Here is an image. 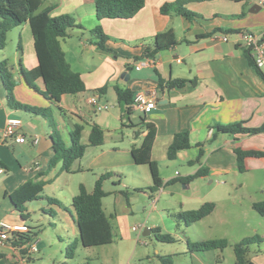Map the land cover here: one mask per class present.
Listing matches in <instances>:
<instances>
[{"label": "crops", "instance_id": "1", "mask_svg": "<svg viewBox=\"0 0 264 264\" xmlns=\"http://www.w3.org/2000/svg\"><path fill=\"white\" fill-rule=\"evenodd\" d=\"M171 1L174 0H146L133 17L99 20L96 0H44L43 7L54 6L53 16L69 13L83 26L69 30L61 44L72 69L81 74L86 90L64 94L59 102L49 100L42 93L45 89L42 78L36 80L39 88L36 90L21 71L38 64L29 23L9 31L7 43L8 40L14 42L17 49L10 58L6 44L0 50V61L8 59L10 63L17 81L16 100L48 108L66 145L70 144V131L77 124L84 126L83 143H89L95 123L104 130V142L99 146L88 145L85 154L73 162L71 171L63 170L61 161L50 167L55 152L52 126L41 115L9 106L0 78V166L6 170L0 177V223L26 225L34 233L30 242L18 246L11 240L0 242L3 255L0 264H42L44 257L49 264H70L75 255L67 258L66 248L72 241H80L73 197L82 184L92 191L97 179L105 173L110 174L103 183L107 196L111 193V183L115 187L113 191L123 196L116 197L115 202L121 209H115L110 217L122 231V241L131 246L127 255L129 263L138 258L142 264H147L145 259L150 264H163L159 255L171 254L174 264H236L233 244L247 236L242 230L250 228L249 236H252L264 228V215L253 207L255 201L264 200V189L253 192L231 180L240 172H250L253 166L264 165V157H248L246 170L240 171L234 151L236 146L264 150V132L233 134L217 128L218 124L241 121L248 127L264 124V78L249 64L242 38L244 31L264 35V0H191L188 7L200 14L193 19L174 11L162 13L161 6ZM98 24L107 35L109 50L94 43L97 36L92 30ZM161 32H172L177 44L163 49L155 57L136 59L146 48L153 47L155 36ZM19 40L22 53L18 48ZM173 78L197 81L184 87H167V82ZM160 79L163 87L159 86ZM116 86L131 89L135 94L155 92V107L144 112L133 103L129 110L128 105L118 99ZM102 87L105 89L99 91ZM94 94L104 105L100 111L88 101ZM143 116L157 128L152 156L160 164L163 184L156 191L149 188L153 185L149 165L138 164L133 157V148L140 146L148 133L142 124ZM12 118L21 123L14 136L4 137ZM182 131H189L192 146L170 159L168 148L175 134ZM18 134L25 135L26 141H17ZM36 137L38 142L34 141ZM201 148L204 154L200 162H190ZM201 167L208 168L207 175L183 181ZM39 173L43 174L38 176ZM34 178L43 179L46 182L43 194L58 199L61 204H50L45 198L29 201L23 216L10 193ZM214 179L222 186L213 193L204 184L213 183ZM123 190L129 192V200ZM131 190L150 198L147 214L139 215L140 223L152 218L151 224L147 223L145 236L156 238L151 227L156 224L161 232L176 238L173 242L150 239V246L140 240L143 232L135 230L138 232L136 241L145 246L138 257V247L128 230L131 213L124 202L126 199L128 205L134 204L137 211H144L146 206L137 198V202H131ZM260 192L263 196L258 198L256 195ZM206 201L216 203L212 213L191 225L179 221L181 211L198 208ZM46 223L56 233L48 237L47 243ZM111 224L114 233L112 221ZM59 229L63 233H57ZM188 230H192V237ZM213 238H226L230 244L224 249L189 250L188 240ZM48 248H55L54 252L50 253ZM247 256L255 264H264V241L251 245Z\"/></svg>", "mask_w": 264, "mask_h": 264}, {"label": "trees", "instance_id": "2", "mask_svg": "<svg viewBox=\"0 0 264 264\" xmlns=\"http://www.w3.org/2000/svg\"><path fill=\"white\" fill-rule=\"evenodd\" d=\"M190 1L191 0H174L165 2L161 6V12L166 14L174 11L188 19L200 16L199 13L188 7L187 4ZM43 3L44 0H0V50L6 47L9 31L28 22L33 33L38 64L32 69L22 68L21 71L28 84L36 90H39L36 85V80L42 78L45 84V89L42 93L49 100L59 102L64 94H77L86 90V84L81 74L72 69L61 44V39L69 34V30L83 26L77 23L75 18L69 13L53 16L51 12L54 6L50 5L43 7ZM145 3L146 0H96V14L99 20L103 18H130L143 8ZM92 31L97 36L94 43L101 49L109 50L106 45L107 35L102 25L98 24ZM175 44H177V39L172 32L158 33L155 36L153 47L146 48L136 59L155 57L163 49L170 48ZM18 48L20 53H22L23 48L20 40ZM245 54L249 64L264 78V71L256 64L252 55V50L249 47H246ZM0 78L7 91L9 106L21 108L36 115H41L45 117L52 126V139L55 152L50 160V167L55 166L61 161L62 169L71 171L73 162L85 154L88 145L99 146L103 144L104 130L99 124L95 123L92 125L88 144L82 142V131L84 126L82 124H77L74 129L70 131V144L66 145L60 132L56 128L55 119L48 108L29 105L16 100L14 90L17 81L10 68L8 59L0 61ZM196 81V79L173 78L167 82V87H184L189 82L196 83ZM159 86H164L162 79L159 81ZM104 89L105 87H102L99 91ZM116 92L118 99L124 101L130 110L131 105L135 101L136 94L131 89L121 88L119 86H116ZM142 124L145 125L148 133L144 137L142 144L133 148V157L136 163L149 165L153 178V185L149 188L152 191H156L163 184V178L160 174V164L152 156L157 128L153 122H147L145 116L142 117ZM217 128L221 132L233 134H257L264 132V124L259 127H248L243 121L230 124H218ZM191 146L192 143L189 131L178 132L175 134L168 148V157L170 159H175L180 150L190 148ZM234 151L237 155L240 171L246 170L245 160L248 157H264V150L243 149L236 146ZM203 154L204 151L201 148L198 156L190 162H200ZM42 174L43 173H39L38 176ZM207 174L208 168L201 167L194 174L184 177L183 181L187 182ZM109 177V173L102 174L97 179L92 191H88L86 186L82 184L78 194L73 197L76 222L80 230V242L86 247L113 242V227L103 206V199L108 194V192L104 190L103 183L104 180ZM45 184L46 182L43 179H28L10 193V197L16 208L22 212L23 216H25V204L29 201L45 198L50 204H61L58 199L43 194ZM122 192L129 200V192L127 190H123ZM215 207V202L206 201L198 208L181 211L178 215V219L186 225H191L212 213ZM253 207L261 215H264V200L255 201ZM153 230L156 238L160 241L173 242L176 240L172 234L163 233L157 227ZM13 235L14 238L11 239V241L18 246L22 243L30 242L34 233L28 229L26 231L15 232ZM263 241L264 237L256 234L246 236L234 243L233 248L236 256V264H255L248 258L247 253L251 245L261 244ZM77 242L78 241L71 242L67 246V258H71L75 255ZM229 244L226 238L202 239L196 241L188 240L189 250H204L208 248L224 249L229 246ZM1 256H3L2 253H0V257ZM159 259L163 264H174L171 254L159 255ZM87 264L90 263L87 262Z\"/></svg>", "mask_w": 264, "mask_h": 264}, {"label": "rangeland", "instance_id": "3", "mask_svg": "<svg viewBox=\"0 0 264 264\" xmlns=\"http://www.w3.org/2000/svg\"><path fill=\"white\" fill-rule=\"evenodd\" d=\"M16 49H17V47H16L15 43L8 40L6 51L8 52V54H9L8 56H10V58H12L11 56H14ZM214 180L215 181L213 183H210V184L205 183L204 184V186L207 187V189H209V188L212 189L213 193L217 191L218 187L222 186V184H219L217 182V179H214ZM231 180L237 182V184H243L246 188L251 189L253 192H255L257 190H259V191L263 190L264 189V165L263 166H253V167H251L250 172H247V173L240 172L237 177L231 178ZM208 181H209V179H208ZM109 188L111 190V193L109 194V196L104 197L103 206H104L106 214L109 216V218L111 219V221L113 222V225H114V233H113L114 242H112L110 244L86 247L79 241V242H77L76 247H75V258L72 259L70 264H87V262H89L90 264H142L138 261V258H135V260L133 262H130V263L127 261V255L129 253V251L131 250V246L127 242L122 241V239H121L122 231L117 226L116 220L113 219V217H110V214L114 213L115 209H118V211L121 209V206L115 202L116 197L117 196L123 197V196L119 192L113 191L115 189V187L112 183L110 184ZM50 189L51 188H49V190ZM256 196H258V198H260L263 195H261V192H260V194H257ZM130 198H131V202H137L136 201V198H137V200L139 199L138 201H143L145 206H146V209L144 211L143 210L137 211L134 204L128 205L126 202V199L124 202L125 203L124 207H126V209H128V211L131 213L130 214V222L128 224V230L135 239L134 245H136V247H138L137 253H136V255L138 257V255L141 254L143 247H145L141 241H147V243L150 244V246H152L150 239H153L154 241H156L155 240L156 238L154 236H152V238H150V235L145 236V235L141 234V236H139L141 241L140 242L136 241V239L138 238V232L133 230V226L139 225V224H145V226H148V224H151V222H152V218H148V221H147L148 224L147 223H140L141 219L139 218V215H141V214L146 215L147 214L146 212H147V209L149 208L148 205L150 202V198L147 195L145 196V195H142L140 193L138 194L137 192H135V190H131ZM45 226L48 228V230L44 233V236H46V237H44L46 239L45 242L47 243L48 237L51 236L52 233H54V234H56V233L53 231V228L50 227V225L48 223H46ZM261 228L259 229L260 230L259 235L264 237V228L263 227H261ZM243 230H242L243 235L249 236L252 234V231L250 228H245ZM188 231H189L190 236L192 237V230H188ZM58 232H59V234L63 233L60 229L57 230V233ZM41 236H43V233L40 234V237ZM236 238H239V237H236ZM72 242H74V241H72ZM54 249L48 248V251L50 253H52V252H54ZM144 261L147 264L151 263L147 259H145ZM42 264H49L48 260L45 257L42 260Z\"/></svg>", "mask_w": 264, "mask_h": 264}, {"label": "built area", "instance_id": "4", "mask_svg": "<svg viewBox=\"0 0 264 264\" xmlns=\"http://www.w3.org/2000/svg\"><path fill=\"white\" fill-rule=\"evenodd\" d=\"M242 38L245 47H249L252 50V55L256 61V64L259 67H264V36L257 35L251 31H244L242 33ZM89 103L98 111L104 108L96 94L91 95L88 99ZM136 105L144 112H147L155 107L156 100H155V92L147 93V92H139L135 95ZM21 123L19 119H9L8 125L4 130V137H11L14 136L16 127ZM16 140L19 142L26 141L25 135H16ZM35 142H38V137L34 138ZM5 168L0 166V177L4 175ZM145 224L135 225L133 227L134 230L139 231L142 233L145 229ZM152 229L156 228V224L151 225ZM28 227L26 225H11L7 222L0 223V242L4 243L7 240H11L14 238L13 233L18 231H26Z\"/></svg>", "mask_w": 264, "mask_h": 264}, {"label": "water", "instance_id": "5", "mask_svg": "<svg viewBox=\"0 0 264 264\" xmlns=\"http://www.w3.org/2000/svg\"><path fill=\"white\" fill-rule=\"evenodd\" d=\"M147 229H148V226L145 227L144 231H143V234L146 235L147 234Z\"/></svg>", "mask_w": 264, "mask_h": 264}]
</instances>
